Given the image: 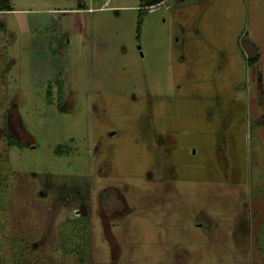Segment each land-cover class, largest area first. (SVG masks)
<instances>
[{"label":"rangeland","instance_id":"1","mask_svg":"<svg viewBox=\"0 0 264 264\" xmlns=\"http://www.w3.org/2000/svg\"><path fill=\"white\" fill-rule=\"evenodd\" d=\"M5 3L2 264H264V0Z\"/></svg>","mask_w":264,"mask_h":264},{"label":"trees","instance_id":"2","mask_svg":"<svg viewBox=\"0 0 264 264\" xmlns=\"http://www.w3.org/2000/svg\"><path fill=\"white\" fill-rule=\"evenodd\" d=\"M165 1L167 0H139V11H145L146 9L150 8V7H153V6H157L161 3H164ZM0 11L2 12H10L12 11L10 9V7L5 3V0H0ZM2 44H0L1 46ZM255 58L254 59H249L248 60V65H252L253 62H255ZM10 141V140H9ZM10 143H13L12 141H10ZM73 231V230H72ZM77 236L76 235V232L72 233V241H73V238ZM81 236V239L78 240L76 243H78L77 245L79 246L77 249H76V245L74 244L75 246V250H72L74 253H76L77 257L79 260H82L83 258V254L81 252L85 251V249L87 248V241L84 240V236L83 235H80ZM69 244H71V240L68 241ZM63 246H65V240H64V244ZM71 248H72V245H70ZM77 250V251H76ZM67 251H70L71 250H67ZM81 257V259H80Z\"/></svg>","mask_w":264,"mask_h":264},{"label":"flooded vegetation","instance_id":"3","mask_svg":"<svg viewBox=\"0 0 264 264\" xmlns=\"http://www.w3.org/2000/svg\"><path fill=\"white\" fill-rule=\"evenodd\" d=\"M0 13H4V12H2V11H0ZM1 14V15H2ZM2 24H0V26H1ZM1 182V181H0ZM0 186H1V184H0ZM1 211H5V208H4V206H3V208L1 207L0 208V213L2 214V212ZM6 228L7 227H5V224H3V221H1L0 222V237H1V240H0V248H1V254L3 255H1L0 254V264H2V263H4L5 261H4V258L6 259V257H7V254H6V251H3L2 249L5 247V245L7 244V234H8V229H7V231H6ZM22 239V238H21ZM23 240V239H22Z\"/></svg>","mask_w":264,"mask_h":264},{"label":"crops","instance_id":"4","mask_svg":"<svg viewBox=\"0 0 264 264\" xmlns=\"http://www.w3.org/2000/svg\"><path fill=\"white\" fill-rule=\"evenodd\" d=\"M82 6H80V4L78 5V8L81 9ZM81 10H84V8H82ZM262 198L264 199V194L262 196Z\"/></svg>","mask_w":264,"mask_h":264},{"label":"built area","instance_id":"5","mask_svg":"<svg viewBox=\"0 0 264 264\" xmlns=\"http://www.w3.org/2000/svg\"><path fill=\"white\" fill-rule=\"evenodd\" d=\"M104 1V5H106L107 4V2H108V0H103Z\"/></svg>","mask_w":264,"mask_h":264}]
</instances>
